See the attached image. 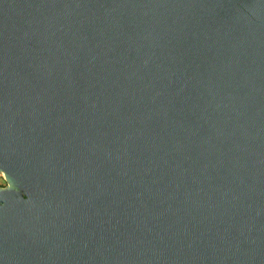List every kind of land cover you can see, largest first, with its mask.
<instances>
[{"label": "water", "instance_id": "95a60500", "mask_svg": "<svg viewBox=\"0 0 264 264\" xmlns=\"http://www.w3.org/2000/svg\"><path fill=\"white\" fill-rule=\"evenodd\" d=\"M0 264H264V0H0Z\"/></svg>", "mask_w": 264, "mask_h": 264}, {"label": "flooded vegetation", "instance_id": "af4514ba", "mask_svg": "<svg viewBox=\"0 0 264 264\" xmlns=\"http://www.w3.org/2000/svg\"><path fill=\"white\" fill-rule=\"evenodd\" d=\"M0 179L2 180V182L0 183V185H4V181H3V178L1 177V175H0Z\"/></svg>", "mask_w": 264, "mask_h": 264}, {"label": "rangeland", "instance_id": "374dc122", "mask_svg": "<svg viewBox=\"0 0 264 264\" xmlns=\"http://www.w3.org/2000/svg\"><path fill=\"white\" fill-rule=\"evenodd\" d=\"M2 182V180L0 179V183Z\"/></svg>", "mask_w": 264, "mask_h": 264}]
</instances>
